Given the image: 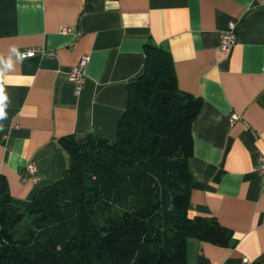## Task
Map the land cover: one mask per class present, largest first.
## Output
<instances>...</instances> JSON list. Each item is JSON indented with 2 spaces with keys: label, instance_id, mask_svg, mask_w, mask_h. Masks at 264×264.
<instances>
[{
  "label": "crops",
  "instance_id": "crops-1",
  "mask_svg": "<svg viewBox=\"0 0 264 264\" xmlns=\"http://www.w3.org/2000/svg\"><path fill=\"white\" fill-rule=\"evenodd\" d=\"M230 19L237 42L223 53ZM147 42L169 47L179 87L204 101L193 124L189 214L233 230L230 246L190 238L187 264H264V181L255 169L264 153V0H0V177L29 199L69 166L59 138H114ZM84 53L77 94L68 72ZM233 112L241 119L232 122ZM29 163L37 183L22 179Z\"/></svg>",
  "mask_w": 264,
  "mask_h": 264
},
{
  "label": "trees",
  "instance_id": "trees-1",
  "mask_svg": "<svg viewBox=\"0 0 264 264\" xmlns=\"http://www.w3.org/2000/svg\"><path fill=\"white\" fill-rule=\"evenodd\" d=\"M144 50L114 138H59L69 166L29 199L0 177V264H187L190 238L234 243L217 217L189 214L204 101L179 87L168 46Z\"/></svg>",
  "mask_w": 264,
  "mask_h": 264
},
{
  "label": "built area",
  "instance_id": "built-area-1",
  "mask_svg": "<svg viewBox=\"0 0 264 264\" xmlns=\"http://www.w3.org/2000/svg\"><path fill=\"white\" fill-rule=\"evenodd\" d=\"M238 25L239 23L237 20L230 19L227 24V27L222 31L220 35L221 39L219 44V48L221 52L229 53L232 47L236 44ZM61 31L64 33H73L75 32V27L69 25H62ZM40 49L42 55L49 57L53 56L52 51H47L46 49H44V47H41ZM35 55H36L35 49L31 51L23 50L20 52V56L23 58L33 57ZM89 60H90V56L88 53L82 54L81 57L79 58V61L75 65H73L68 72L69 80L76 85L77 94H79L84 88L87 79L86 67L89 63ZM230 118L232 122H236L241 119V116L238 113L233 112ZM255 169L264 181V153L259 155ZM22 179L24 181H31L33 183H37L40 180V176L33 163H29L26 166V170ZM242 264H253V263L248 257H243Z\"/></svg>",
  "mask_w": 264,
  "mask_h": 264
}]
</instances>
